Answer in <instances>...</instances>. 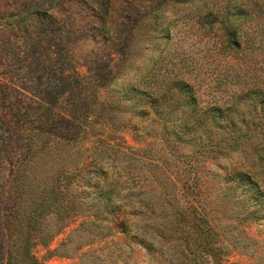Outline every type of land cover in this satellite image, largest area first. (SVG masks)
<instances>
[{"label":"rangeland","instance_id":"1","mask_svg":"<svg viewBox=\"0 0 264 264\" xmlns=\"http://www.w3.org/2000/svg\"><path fill=\"white\" fill-rule=\"evenodd\" d=\"M222 1L0 0V264H264V3L236 51Z\"/></svg>","mask_w":264,"mask_h":264},{"label":"trees","instance_id":"2","mask_svg":"<svg viewBox=\"0 0 264 264\" xmlns=\"http://www.w3.org/2000/svg\"><path fill=\"white\" fill-rule=\"evenodd\" d=\"M224 2V3H223ZM258 3H264V0H257ZM208 5L205 3L203 8L208 9ZM260 10L262 9V7L259 8ZM258 9V10H259ZM213 10V8H212ZM211 10V11H212ZM218 12L216 13L215 19H213V21H211V23H207V25L209 24H213L215 22L220 23V25L222 26V33H221V39L222 42L225 46V48H233L234 50H238L240 49V47L243 44V41L241 40L242 37V33L243 31H241L238 27H231L235 21H233V19H247L248 17H251V15H255V11L256 9L252 10V9H248L246 8L245 3H242V5L238 4L235 5L234 7L231 6V0H226V1H222L221 5L219 4V9L217 10ZM257 13H259V11H257ZM232 21V22H231ZM177 86L179 87V89L181 91L183 90H192L191 86L187 83H185L184 81H180L179 83H177ZM190 86V87H189ZM262 96H264V92H262ZM264 98V97H263ZM27 252V250H26ZM13 255L12 253L9 255L8 260H7V264H12L11 259H12ZM26 258H28V262L27 263H21V264H36L35 259L31 258V255L29 253L26 254Z\"/></svg>","mask_w":264,"mask_h":264}]
</instances>
